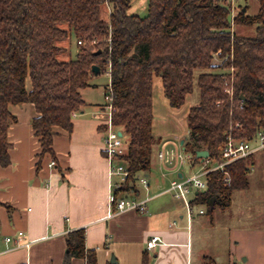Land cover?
Returning <instances> with one entry per match:
<instances>
[{
	"label": "trees",
	"instance_id": "1",
	"mask_svg": "<svg viewBox=\"0 0 264 264\" xmlns=\"http://www.w3.org/2000/svg\"><path fill=\"white\" fill-rule=\"evenodd\" d=\"M133 0H0V165L10 164L8 130L17 119L11 106L33 104L32 121L41 157L55 158V129L73 130V115L85 107L81 91L90 86L92 68L108 74L113 99V124L129 137L127 152L118 160L130 177L116 195L137 192L138 177L152 167L154 148L162 143L153 134V78L163 81L165 96L181 109L197 86L200 102L187 117L183 150L194 164L208 151L215 163L228 136L253 141L264 132V0L259 12L244 8L235 25L256 27L254 37L240 36L231 24V10L221 0H149L148 15H130ZM111 8L104 19L102 8ZM77 38L74 60L60 61L58 42ZM225 60L216 67L214 59ZM29 83L32 89L29 90ZM231 91L232 96L228 93ZM254 155L228 166L231 183L213 172L208 189L196 194L192 206L231 207L233 193L249 187ZM84 229L69 234L65 264L73 258L98 264L85 245ZM142 264H149L145 256ZM204 264H217L205 257Z\"/></svg>",
	"mask_w": 264,
	"mask_h": 264
},
{
	"label": "crops",
	"instance_id": "2",
	"mask_svg": "<svg viewBox=\"0 0 264 264\" xmlns=\"http://www.w3.org/2000/svg\"><path fill=\"white\" fill-rule=\"evenodd\" d=\"M243 8L248 15V7ZM96 76L81 91L85 107L73 116L72 132L55 129V158L41 157V144L32 127L39 116L35 106L10 107L17 121L8 130L10 164L0 165L1 250H11L13 245H6L4 237H15L19 232L24 233V243L31 246L3 253L0 264H65L68 236L81 229L86 233V249L95 252L98 264H112L113 260L116 264H142L145 256L149 264H204L205 257L217 264H264L263 233L238 226L224 231L220 238L211 236L233 200L230 208L217 207L212 213L204 205L193 206L198 210L190 216L183 201L170 192L172 182L190 177L181 168H161L157 155L164 143L179 140L182 145L188 135L187 117L183 115L188 109L187 105L179 110L170 106L159 77L153 78V134L162 143L154 148L151 169L138 177L147 179L148 187L138 180L136 193L118 195L145 202L147 212L112 216L110 195L123 184L120 177L111 175L104 152L107 117L103 103L88 100L84 94L96 88L91 84ZM28 87L32 89L31 83ZM254 157L253 169L263 160L262 152ZM188 163L190 170L197 165ZM201 210L205 214L201 215ZM152 237H159L162 243L148 251L147 242ZM223 237L224 244L220 245ZM70 264L87 262L73 258Z\"/></svg>",
	"mask_w": 264,
	"mask_h": 264
},
{
	"label": "built area",
	"instance_id": "3",
	"mask_svg": "<svg viewBox=\"0 0 264 264\" xmlns=\"http://www.w3.org/2000/svg\"><path fill=\"white\" fill-rule=\"evenodd\" d=\"M232 10H231V24L232 28L235 27V0H232ZM79 45L82 43L79 42ZM228 93L232 96L230 90ZM113 99L111 95V89L105 95V104L103 105V113L106 115V131L104 137V152L110 164V173L112 176L120 177L121 185L126 183L129 180L130 173L126 166H124L118 159L124 156L127 152L128 146L124 143L123 137L120 136V133L115 129L113 124ZM74 114L73 116H75ZM256 140L258 141L257 147H252L251 143ZM253 141L247 142H238L232 135L228 136L227 144L221 153V157L217 162H213L210 158L204 160L203 170L197 176H192L187 179L177 180L171 183L170 192L174 193L176 199L183 201L184 205L188 209L189 215L191 216L193 211L192 199L189 198L192 195V198L195 199L194 193L204 192L208 189V177L211 173L220 171L224 174V182L226 185H230L231 178L227 170L228 166L248 158L251 155L264 151V132H260ZM158 161L160 162L161 168L165 170L178 171L186 163L191 161L190 156H186L182 145L176 142H167L161 145L160 150L157 155ZM51 166H55V163L52 162ZM140 183L147 188L148 181L147 179H138ZM117 188H121L120 185ZM110 209L112 210V216L118 215L127 212H138L146 213L147 209L145 202H138L135 200H130L126 198H120L116 195L114 191L109 198ZM114 209V211H113ZM200 214H205L204 210L200 211ZM24 233L19 232L15 237L7 236L4 237V242L6 245H13L11 250L2 251L0 243V255L5 252L12 250H17L21 248H29L31 245L24 243ZM162 243V240L159 237H152L147 242V250L153 251L157 246Z\"/></svg>",
	"mask_w": 264,
	"mask_h": 264
},
{
	"label": "rangeland",
	"instance_id": "4",
	"mask_svg": "<svg viewBox=\"0 0 264 264\" xmlns=\"http://www.w3.org/2000/svg\"><path fill=\"white\" fill-rule=\"evenodd\" d=\"M221 2L232 10V0H221ZM149 0H133L132 7L129 10L130 15H137L140 17H146L148 15ZM235 11L236 16L243 9L248 7V16H254L259 12V2L257 0H235ZM111 8L109 6L102 8V14L104 19H109ZM61 27L66 30H70L67 24H62ZM234 32L240 36L254 37L256 35V27L248 26H237L234 27ZM59 47L63 49V52L59 55L60 61L74 60L78 54L79 47L78 41L73 31L70 30V36L68 39L57 43ZM214 65L219 67L223 65L225 60L220 59L218 56L214 59ZM200 73H196V84L195 90L192 95L186 98L185 105L182 107L188 111H184L185 117H188L192 107L196 106L200 102V90L197 86V78ZM109 75L102 74L93 78L91 84L95 85L96 88H90L85 90L84 94L88 100L105 104L104 89L109 85ZM183 116V118H185ZM186 121V118H185ZM173 138V137H172ZM124 143L128 146L129 137H123ZM176 143L180 142L178 140ZM252 147L258 146V141L254 140L251 143ZM186 156H189L185 153ZM263 160L258 162L256 168H254L249 174V189L246 191H238L234 193L233 206L227 211H224L223 221L215 224L214 230H212L211 236H219L221 233L224 235V231L237 228L241 226L250 231L259 232L264 234V151H262ZM190 164L186 163L181 169L185 173V176H197L203 170V164H197L195 168L190 170ZM192 195L189 196L191 199ZM193 210H198V207H193ZM219 211V210H217ZM217 219V218H216ZM223 223V224H221ZM218 234V235H217ZM225 237L219 241L220 245H223ZM214 243V242H213ZM264 250V249H263Z\"/></svg>",
	"mask_w": 264,
	"mask_h": 264
},
{
	"label": "water",
	"instance_id": "5",
	"mask_svg": "<svg viewBox=\"0 0 264 264\" xmlns=\"http://www.w3.org/2000/svg\"><path fill=\"white\" fill-rule=\"evenodd\" d=\"M244 12H246V9H244ZM92 72H93L94 75H98L99 72H100V68L97 67V66H94V67L92 68ZM120 136H122L121 133H120ZM184 142H185V140L182 141V145H184ZM209 156H210V154H209V152L206 151V150H204V151H200V152L197 153V157H198L199 159H201L202 161L208 159ZM112 264H116V262L113 260V261H112Z\"/></svg>",
	"mask_w": 264,
	"mask_h": 264
}]
</instances>
